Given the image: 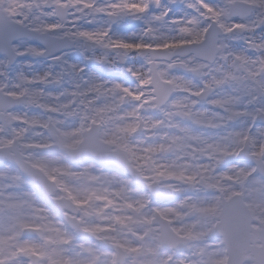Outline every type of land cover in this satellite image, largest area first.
<instances>
[{
  "label": "snow or ice",
  "instance_id": "1",
  "mask_svg": "<svg viewBox=\"0 0 264 264\" xmlns=\"http://www.w3.org/2000/svg\"><path fill=\"white\" fill-rule=\"evenodd\" d=\"M0 264H264V0H0Z\"/></svg>",
  "mask_w": 264,
  "mask_h": 264
}]
</instances>
